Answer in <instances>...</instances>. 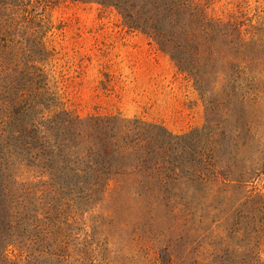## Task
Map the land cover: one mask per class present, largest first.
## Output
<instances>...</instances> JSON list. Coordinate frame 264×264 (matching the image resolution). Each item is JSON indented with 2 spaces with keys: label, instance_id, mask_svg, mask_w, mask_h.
Masks as SVG:
<instances>
[{
  "label": "trees",
  "instance_id": "1",
  "mask_svg": "<svg viewBox=\"0 0 264 264\" xmlns=\"http://www.w3.org/2000/svg\"><path fill=\"white\" fill-rule=\"evenodd\" d=\"M59 1L0 0V264H129L139 251L160 264H245L228 247L176 251L169 234L199 211L195 181L227 190L261 171L239 151L262 135L245 107L264 101V10L222 17L209 0H70L113 7L192 78L205 123L176 134L59 105L43 40ZM237 105L242 125H226ZM222 196L225 216L233 197ZM9 246L23 256L10 259Z\"/></svg>",
  "mask_w": 264,
  "mask_h": 264
},
{
  "label": "rangeland",
  "instance_id": "2",
  "mask_svg": "<svg viewBox=\"0 0 264 264\" xmlns=\"http://www.w3.org/2000/svg\"><path fill=\"white\" fill-rule=\"evenodd\" d=\"M208 2L207 12L222 17L227 13L254 17L264 10V0ZM46 15L51 27L43 38L50 50L45 68L53 76L62 108L78 115L136 116L176 134L202 128L206 108L192 78L178 70L145 33L123 25L113 7L64 0L48 7ZM245 110L253 115L262 135L260 139L257 134L248 136L239 157L254 158L261 171L241 187L227 190L195 181L199 211L180 219L181 229L169 234L176 251L187 247L202 253L228 247L232 263L264 264V101ZM230 111L226 125L237 121L241 126L245 111L240 105ZM224 192L233 199L226 203L229 212L222 216L217 207L224 202ZM157 223L164 220L157 219ZM5 253L10 259L23 256L12 246ZM150 257L139 251L129 264H160Z\"/></svg>",
  "mask_w": 264,
  "mask_h": 264
}]
</instances>
